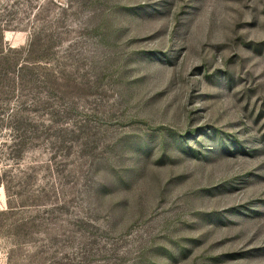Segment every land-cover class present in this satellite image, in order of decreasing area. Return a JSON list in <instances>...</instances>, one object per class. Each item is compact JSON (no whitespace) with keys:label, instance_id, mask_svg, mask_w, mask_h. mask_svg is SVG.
Masks as SVG:
<instances>
[{"label":"rangeland","instance_id":"1","mask_svg":"<svg viewBox=\"0 0 264 264\" xmlns=\"http://www.w3.org/2000/svg\"><path fill=\"white\" fill-rule=\"evenodd\" d=\"M8 48L0 264H264V0H0Z\"/></svg>","mask_w":264,"mask_h":264},{"label":"trees","instance_id":"2","mask_svg":"<svg viewBox=\"0 0 264 264\" xmlns=\"http://www.w3.org/2000/svg\"><path fill=\"white\" fill-rule=\"evenodd\" d=\"M11 51V48H8V49H4L2 51H0V60H3L5 59L7 52ZM6 61V60H5ZM9 67V66H8ZM11 69V67H9Z\"/></svg>","mask_w":264,"mask_h":264}]
</instances>
